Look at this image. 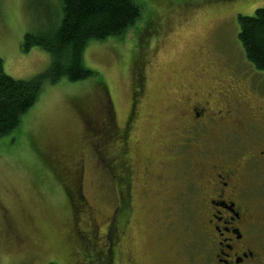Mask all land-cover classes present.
Here are the masks:
<instances>
[{
  "label": "rangeland",
  "instance_id": "obj_1",
  "mask_svg": "<svg viewBox=\"0 0 264 264\" xmlns=\"http://www.w3.org/2000/svg\"><path fill=\"white\" fill-rule=\"evenodd\" d=\"M58 1L0 0V59L10 77L27 80L49 67V54L37 47L24 52L21 46L27 33H42L60 21L50 19ZM133 1L140 7L136 23L105 42H89L83 51L84 66L99 77L45 84L18 128L0 138V264H97L96 259L109 258L106 252L99 254L95 242L91 244L89 217L78 211L81 196L75 193L70 209L60 184L62 176L56 178V171H61L57 164L65 174L76 164L82 169L80 193L104 236L107 219L123 203V193L106 163H98L90 149L91 141L101 149V135L94 132L107 129L105 106L117 137L128 127L124 144L120 138L108 145L125 146L130 171L129 196L123 197L128 204L114 214L121 219L124 213L127 223L118 243L116 237L109 241L117 243L110 263L192 264L197 260L195 206L189 196L174 195L175 190L166 185L171 176L185 178L178 176L179 168L163 163L160 184L138 197V146L144 153L166 159L168 120L180 98L177 89L190 83L187 73L199 61V53L203 50L205 56L243 63L237 16H252L264 8V0ZM137 57L144 63V83L140 99L132 105ZM99 80L102 86L97 85Z\"/></svg>",
  "mask_w": 264,
  "mask_h": 264
},
{
  "label": "flooded vegetation",
  "instance_id": "obj_2",
  "mask_svg": "<svg viewBox=\"0 0 264 264\" xmlns=\"http://www.w3.org/2000/svg\"><path fill=\"white\" fill-rule=\"evenodd\" d=\"M203 52L187 73L190 83L177 89L180 98L168 120L166 159L144 153L138 146V197H145L149 189L160 184L163 163L179 168L178 176L185 180L171 176L166 185H171L174 195L189 196L196 209L197 260L192 264H264V73L246 63H231ZM114 130L108 126L110 138H114L111 142L120 138L124 142L126 130L118 137L111 133ZM103 138L100 145H105ZM91 143L92 151L97 147ZM110 147L108 156L96 150L97 162L122 165L127 172V155H117L125 146L118 144L113 154ZM76 166L65 174L57 164L61 171H56V178L62 176L60 184L70 209L74 207L75 193L81 196L77 198L78 211L89 217L91 244L95 242V248L100 247L99 254H109L119 241L109 243L107 228L111 218L101 235L80 193L82 169ZM110 175L117 183L118 174ZM120 188L128 198L129 185ZM126 223L125 218L119 219L120 235ZM110 262L108 258L100 264Z\"/></svg>",
  "mask_w": 264,
  "mask_h": 264
},
{
  "label": "trees",
  "instance_id": "obj_3",
  "mask_svg": "<svg viewBox=\"0 0 264 264\" xmlns=\"http://www.w3.org/2000/svg\"><path fill=\"white\" fill-rule=\"evenodd\" d=\"M54 3L58 10L51 9L50 19L58 18L60 21L49 24L53 26L42 33H27L23 37L21 46L24 52L33 47L45 51L51 58L49 67L30 79L19 80L4 72L3 62L0 59V138L12 134L18 128L21 118L35 104L45 84L53 85L61 79L77 82L99 77L98 73L87 69L83 64V51L87 44L93 41L105 42L122 35L140 18V7L133 0H59V6ZM237 22L239 27L237 39L245 58V61L239 64L246 63L256 71L264 73V8L256 9L252 16L238 15ZM143 66L144 63L137 57L133 65L132 105H136L135 101L140 98L143 91ZM99 84L102 86L103 82L99 80L97 85ZM106 108L105 106V109L103 107L101 109L104 117L107 118V122L104 123L107 129L105 127L101 130L95 129L94 134L101 135L100 138L106 137L103 138L105 145H100V151L108 156L106 145L109 146L108 143L111 142L108 126L110 128L114 123L111 112ZM88 121V125H92V118ZM113 128L115 129L114 126ZM111 133L114 134V131ZM111 137L113 139V136ZM118 147H111L110 153L113 154ZM123 148L124 150L117 153L118 156L126 155L125 147ZM121 166L109 162H106L105 166L108 173L118 174V189L125 184L129 185L130 180V171L125 172L124 167ZM122 200L120 210H123L125 204L127 206L123 196ZM119 227L118 221L111 223L108 240L115 237L116 240L120 239ZM108 256L110 258L111 253ZM96 263L99 264L101 261L96 259Z\"/></svg>",
  "mask_w": 264,
  "mask_h": 264
}]
</instances>
